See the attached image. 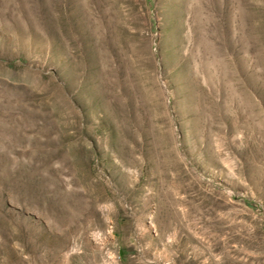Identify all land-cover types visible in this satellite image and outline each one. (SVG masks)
Masks as SVG:
<instances>
[{"label": "rangeland", "instance_id": "rangeland-1", "mask_svg": "<svg viewBox=\"0 0 264 264\" xmlns=\"http://www.w3.org/2000/svg\"><path fill=\"white\" fill-rule=\"evenodd\" d=\"M0 264H264V0H0Z\"/></svg>", "mask_w": 264, "mask_h": 264}]
</instances>
